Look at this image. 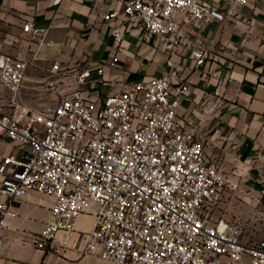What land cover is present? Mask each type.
Returning a JSON list of instances; mask_svg holds the SVG:
<instances>
[{
	"label": "built area",
	"instance_id": "2783aa9c",
	"mask_svg": "<svg viewBox=\"0 0 264 264\" xmlns=\"http://www.w3.org/2000/svg\"><path fill=\"white\" fill-rule=\"evenodd\" d=\"M121 1L122 16L116 9L104 17L122 20L114 37L118 50L127 32L137 29L144 36L171 39L174 49L191 41V30L224 21L247 2L227 0L225 12L215 0ZM23 31L34 38L45 32L31 22ZM208 50L206 42L194 41L188 52L194 69L205 63ZM167 65L164 76L90 98L82 85L93 68L80 65L72 73L56 62L50 72L73 75L76 82L50 79V105L12 115L0 108V137L26 147L22 156L10 153L0 161V251L7 218L16 215L14 204L36 191L53 198L44 227L26 235L38 249L61 253L80 217L91 215L92 227L80 232L84 250L106 262L264 264V235L248 241L245 221L219 214L228 194L240 191L242 179H230L187 128L178 108L190 84L173 81L178 69L172 59ZM26 70L23 59H0L1 81L13 91ZM96 73H104L102 64ZM61 232L64 239L57 243Z\"/></svg>",
	"mask_w": 264,
	"mask_h": 264
},
{
	"label": "crops",
	"instance_id": "0c3cea01",
	"mask_svg": "<svg viewBox=\"0 0 264 264\" xmlns=\"http://www.w3.org/2000/svg\"><path fill=\"white\" fill-rule=\"evenodd\" d=\"M122 2L0 0V59L27 62L18 91L6 86L0 77L2 112L12 115L20 109L43 110L53 101L46 89L50 79L74 84L73 75L50 72L56 62L72 73L80 65L91 66L94 74L82 87L87 97L96 98L166 75L167 61L172 59L178 69L173 81L188 80L190 84L178 108L187 128L197 133L208 157L230 179H242L240 191L228 194L219 214L240 217L249 224L264 222V0H247L224 21L196 27L189 33L191 41L174 49L171 39L144 36L137 29L127 32L118 50L114 37L122 20L106 21L104 17L116 9L122 16ZM215 2L227 12V0ZM27 22L45 32L36 38L26 34L23 25ZM196 40L209 44L206 61L198 69L188 56ZM100 64L102 75L96 73ZM25 149L17 141L0 137V161L10 153L22 156ZM52 204L51 196L36 191L14 204L16 215L7 218L0 264H116L85 252L80 232L92 227L91 215L80 217L77 231L61 253L38 249L26 241L27 234L44 227ZM64 236L59 233L56 242Z\"/></svg>",
	"mask_w": 264,
	"mask_h": 264
},
{
	"label": "rangeland",
	"instance_id": "374dc122",
	"mask_svg": "<svg viewBox=\"0 0 264 264\" xmlns=\"http://www.w3.org/2000/svg\"><path fill=\"white\" fill-rule=\"evenodd\" d=\"M264 235V222L263 220H259V222L255 224L247 223V226L244 229V237L246 240L255 242L260 237Z\"/></svg>",
	"mask_w": 264,
	"mask_h": 264
}]
</instances>
